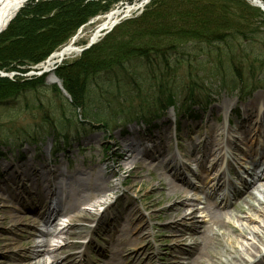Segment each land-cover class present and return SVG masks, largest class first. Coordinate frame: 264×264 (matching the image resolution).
Segmentation results:
<instances>
[{"label":"rangeland","instance_id":"rangeland-1","mask_svg":"<svg viewBox=\"0 0 264 264\" xmlns=\"http://www.w3.org/2000/svg\"><path fill=\"white\" fill-rule=\"evenodd\" d=\"M68 1L73 5L81 3V7L59 9ZM25 7L23 20L9 26L0 36V65L10 64L21 52L9 50L8 42L14 40L21 25L28 24L33 15L40 10L48 12L54 24L50 25L53 30L49 33L46 29L38 36L29 34L35 38L31 41L15 42L13 45L22 46L24 52L32 50L21 58L16 69L14 65L8 66V70L0 69L10 74L9 77L0 75V172L4 174L0 181V263L20 264L22 261L16 254L24 257L34 243L29 238V229L24 228L28 221L24 220L23 227L18 233L14 232L15 224L8 214L11 195L2 190L3 186L14 185L20 179L15 178L18 176L16 167L26 161L31 165L36 162L43 171L50 162L56 164L63 173L68 171L66 179L71 178V174L83 177L84 173L78 172V168L86 175L92 167L108 166L110 171V165L116 161L109 187L101 193L102 200L110 205L115 198L119 199L118 207L112 210L114 204L108 209L116 212L129 203L139 207L143 212L139 213L142 220L139 232L145 236L142 247L150 240L156 243L159 262L163 258L165 262L172 261L178 251L194 252V239L200 238L204 228L193 230L189 221L180 222L194 210L193 206L181 207L182 200L178 196H169V187L163 189L161 184L166 180H162L155 167L146 174L153 164L151 159H145L144 168L127 164L130 152L125 135L133 125L143 131L152 128L148 122L153 119L155 125H163V118L155 114L162 112L160 105H156L159 101L161 107L169 109L163 114L168 120L166 125L170 124L166 127L169 154H175L179 163L184 164L190 163L196 152L190 154V145H198L209 127L219 130L229 127L228 116L242 121L246 103L258 95L264 98V13L246 0H152L145 5L142 0H30ZM127 7L133 10L127 16L122 15L124 18L117 26L87 48L103 18L117 9L126 11ZM180 41L183 46L178 48L152 52L149 56L142 52L145 43ZM73 42L81 49L80 54L67 57L52 72H44L42 66L51 55ZM49 45L51 50L46 49ZM129 49L131 53L125 55H130V59L124 58L122 53ZM115 55H119L122 62L100 71L106 67L101 66L102 63ZM233 59L235 66L231 63ZM89 61L101 67L93 68L87 65ZM80 65H87L80 75L83 81L90 79L88 83L73 74ZM51 75L59 79L62 88L49 81ZM194 100L198 104L191 106ZM150 104L154 106L148 108ZM218 106L223 109L216 114L212 109ZM260 109L263 108L258 106L253 117L263 112L260 113ZM189 118L196 119L187 128ZM175 119L182 122L178 134H173ZM238 127L237 123L229 128ZM161 137L155 141H167L163 133ZM119 148L124 151V160L117 156ZM263 190L256 192L262 201ZM84 194L97 195L86 185ZM105 207L92 209L91 213H99ZM176 208L185 211L176 212ZM258 209L254 212L256 216H249V205L245 203L229 209L226 220L239 231L223 227L215 228L212 234L219 237L218 243L225 253L239 252L238 259L216 257V245L212 249L208 244L204 253L210 252L202 262L227 264L234 260L238 264H252L264 256V245L257 242L258 234L264 232V206ZM195 215L198 221L206 223L203 226L210 227L208 220L201 218L200 210L195 211ZM17 216L27 217L22 213ZM88 216L93 219L89 212ZM239 216L243 217L239 219ZM75 224L79 227L73 230L70 240L88 231L83 221L76 219ZM134 225L136 229L139 227L137 218ZM101 231L99 227L95 232ZM251 244L258 246L254 254L247 251ZM181 256L178 254V264L184 262Z\"/></svg>","mask_w":264,"mask_h":264},{"label":"bare ground","instance_id":"bare-ground-1","mask_svg":"<svg viewBox=\"0 0 264 264\" xmlns=\"http://www.w3.org/2000/svg\"><path fill=\"white\" fill-rule=\"evenodd\" d=\"M28 1L29 0H0V34L2 31H5L8 28L10 22L13 20V18L15 17L17 12L20 10L22 5H25ZM148 1L150 0H144V2H148ZM247 1H250L251 3H254L264 9V0H247ZM132 10L133 8L127 7L126 11L125 9L124 10L117 9V10L110 12L106 17L103 18L104 19L103 22L93 33L91 40L93 41L99 40L103 36V32L110 30L113 27V25L118 22V20L120 19L122 15L124 14L127 15ZM80 52H81V49L76 47L73 42L69 46H66L65 48H63L61 51L52 54L51 57L44 63L42 68L46 72H52V70L56 67L58 63L62 62L67 57L80 54ZM53 80L55 81L56 79L54 76L51 75L49 77V81L52 82ZM258 106H261V108H263V109H260V113L262 111L264 112V98L261 95L254 97L252 100H250L249 103H246V105L244 106L245 107L244 108L245 117L243 116L244 119L240 122L238 131L231 132V129L226 128V127L220 130L209 127L210 129L208 128L209 132L206 138L201 140V143L196 146V150H199V151L202 150V152L204 153L203 160H200L198 162V165L200 164L202 167L203 166L205 167L207 161H205L204 159L206 158V155L209 152V149L211 150V147L212 148L213 146L218 147L220 145L218 144L217 137L221 136L223 133H227V136L232 138L230 140V143L232 145H235L237 150L239 149L238 141L247 145L248 147L253 145L256 142V136L261 135L259 127L257 125L259 124V122L257 120L260 118L262 121H264L263 112L259 116L253 117L254 112L258 108ZM222 109L223 108L218 106L212 109V111H215L217 114V111L221 112ZM162 118L161 119H162L163 125L158 124V127L152 129L148 138L147 137L143 138V135H144L143 130L139 129L138 125H133L129 128L128 133L126 135V139H127V142L129 143V146L133 149L132 151L134 152L136 156L132 158L133 156L132 155L128 159L130 160L127 163L128 165L130 164L132 166V165L138 164L140 168H144L143 163H145L144 162L145 159L156 160L158 159L159 156H162L165 154L166 156L168 155L167 154L169 152L168 143L167 142L158 143L157 141H155V139L157 140L160 138V134L165 132L166 127H167L166 123L168 122V120L165 119L166 118L165 116H162ZM152 124L155 125L154 123ZM219 131H222V132H219ZM92 138L93 137H90V139ZM139 140L141 142L138 144L137 142ZM136 146H138V148L135 149ZM261 148L264 153V144L262 145ZM219 151L220 150L217 149L215 154H213L214 161L219 159L218 157L215 156ZM123 155H124V151H122L121 148H119L117 151V156L123 157ZM123 160H124V157H123ZM172 162H173L172 158L164 162L163 163L164 168L171 167L173 164ZM115 163L117 162L114 161V164L110 165V167H112L110 171L108 170L109 169L108 166L106 168L99 166L97 167V169H94V173L91 174L87 179L76 177V182L78 183L79 186L82 187L83 185H87L93 188L96 191V193L100 194L102 193L104 189L108 188L109 178L114 173L115 166H117L115 165ZM249 164L251 166L250 168L251 172L248 174V176L250 177L251 181L243 182L244 190L238 193V197L240 199L244 198L242 203L249 205V213H248L249 216H256L254 212L257 210L259 211L258 208L260 206H264V201L260 200L257 197L256 193H254V191L261 192L262 189H264L263 187L264 186V159L261 158V160H258L255 158V159L250 160ZM21 165L22 164H20V166ZM27 165H29L28 161L26 162V166ZM153 167H157L155 169H161L159 163L156 162V163L151 164L150 167L147 168L148 171H146V174H149L153 170ZM215 168H216V165H214V168H212L211 173L206 171L207 174L203 178H201V181L203 182L205 187H208L209 184H213L214 187H219L223 183L231 182V178L227 177V175L223 172H219V174L215 173L214 175V172L216 171ZM78 170L81 171V169H78ZM39 172L41 174L40 170ZM173 173H174V169L172 168V172L170 174L174 177V178L172 177L174 180L173 182L172 181H169V182L162 181L161 184H162L163 189H166L169 187V190L171 191L169 196H175V197L178 196L177 198H180V201L182 200L179 203L181 207L193 206L194 205L193 202L195 200L193 196L196 195L195 186L193 187L189 183L184 182L185 175L181 174L180 172L176 171V173L174 174ZM234 175L240 176L237 170H234ZM58 176L59 175L55 176L52 179V181H50L51 179L49 176L44 177L43 175L38 177L40 178L39 181L33 179V177H31V179L26 181L31 184V187L39 186L38 182L42 181L43 185L40 184V186L37 189L43 188V186L45 185L44 183L49 182L48 189H43L42 192L47 191L51 193V195L54 197L56 201V206L52 210V213L50 216H47V214L42 211V208L38 210V212L40 214L39 219L40 220L45 219V221L52 226L57 225L54 223V219L58 217L57 215H60L61 213L64 214V213L76 211L81 207L83 203L89 202V200L86 201V197L81 194L82 190H79L78 187L73 186V185L66 184L64 186L63 182L61 183L59 182V180L57 181ZM162 180H165V179H162ZM174 181H179L182 184V186ZM51 184H53L54 186L52 187ZM8 188L9 187L3 186L2 190L4 189L6 190ZM190 193H193V195L189 196ZM205 198H206L205 207L208 210L209 214L211 215L212 223H214L218 227L217 229L219 230V229H222L223 227H227L231 229V231L238 232L239 229L233 227L229 222H227L226 220L227 218L224 216V212L220 209L221 205L217 204V206H214L212 201L209 202L207 199L210 198L211 200L213 197L208 193L205 194ZM18 199H20L21 201V197H19ZM198 200H200L199 197H198ZM17 201L19 202V200ZM256 203L258 205H256ZM221 204L227 205V203H223V202ZM4 205H7V204H4ZM42 207H45V204H43ZM19 209H20V205H16L15 203L12 204V206L8 209L9 217L13 219L14 224H15L13 227L15 233H18V231L23 227V223H24L23 218L21 219L19 218V216H17L20 212ZM126 209L127 211H126L125 218L121 217L123 213L119 215H115L113 217H106L104 215L98 218L97 224L107 222L109 224L108 225L109 227H114L115 225H118L119 226L118 230L120 232L127 231L131 235H134V233L136 232L137 235L136 236L134 235L135 239L139 240L140 241L139 243H141L145 240V237L141 233H139V229L141 228V224H142V220L139 217L140 215L139 213H141L142 211L139 209V207H135L134 205H130ZM175 211L183 212L185 211V209L176 208ZM195 211L196 210L194 208V210L189 215H186L185 217L180 219V222L184 224L186 223V221H189L193 230H196L201 227V225L199 224V221L196 218ZM241 217L243 216H239V219ZM81 218L85 222H91V223L93 222L92 220L88 219V216L86 214L83 215ZM136 218L138 219V222H139V227L137 229L132 227V224ZM74 221L75 219L73 218L70 221V223L71 222L74 223ZM71 227H72V223H71V226L68 225V226H64L63 228H61V232L64 231V229L66 228L70 229ZM39 234L43 238L41 241L42 244H34V246H32V248L29 249L24 256L26 260L22 261L20 264H42L40 258H42L46 253V247L48 245V240L46 239L47 233L41 232ZM212 236L213 235H210V233L209 235H207L206 233L205 237H203L204 240L203 238L196 237L194 239V243L192 247L194 246L201 247L204 243L207 244L211 242L210 244H211L212 249L215 248V245H216V250L214 252L216 254V257L218 256L220 257L224 255V256H228L229 258L231 257L234 259L235 258L238 259L239 254H240L239 252L238 253L236 252L225 253L226 251L224 247L220 243H218L219 237L217 235H214L213 237ZM258 237L259 239L257 240V242L260 243L261 245H264V232L260 235L258 234ZM7 246L9 247L10 244H7ZM247 247H246L247 251L248 252L250 251L252 252L251 254H254V251H257L258 246L257 244H251V245H248ZM209 252L210 251H207V253L206 252L203 253L200 257L191 260L190 263L188 264H204L202 260L206 257V254H208ZM16 255L19 256L20 253H17ZM37 259L39 260L38 263H37ZM239 259L240 261H242L241 258ZM200 260L201 262H199ZM263 262H264V257H262L261 260L254 262L253 264H263ZM57 263H59V260H57L56 264ZM43 264H46V263H43ZM207 264H210V263H207ZM227 264H238V262L231 260Z\"/></svg>","mask_w":264,"mask_h":264},{"label":"trees","instance_id":"trees-1","mask_svg":"<svg viewBox=\"0 0 264 264\" xmlns=\"http://www.w3.org/2000/svg\"><path fill=\"white\" fill-rule=\"evenodd\" d=\"M45 4V3H44ZM73 4H72V2H67V3H65L63 6H60L59 7V9H71V8H77V7H81V3L79 4L78 2L76 3V4H74L73 6H72ZM26 8V7H25ZM23 9L19 14H18V16L16 17V19L11 23V25H10V27L11 26H13V25H15V24H17V23H20L22 20H23V18H24V12H25V10L26 9ZM42 10H40L37 14H35V15H33L28 21H27V23L28 24H26V25H21L22 26V28H21V30L15 35V37H13L14 38V40L13 41H10V42H8V43H10L9 44V50H12V51H15V50H19V52L20 53H18L16 56H14L13 57V60H11V62H10V64L8 63V64H3V65H0V69L2 70V69H5V70H8V69H6L8 66H12V65H14V69H16V66L18 65V64H20V60H21V58H23V57H25V54L27 53V52H30L31 50H27L26 52H24V49L22 50V46H20V45H13L15 42L16 43H18L20 40H25V39H27V41H31V40H33V39H35V38H33V37H29V34H31V33H35V36H38L39 34H42V33H45L46 32V29L48 30L47 31V33H49V32H51L52 30H53V28L52 27H50V25L51 24H54L53 22H52V20L54 19V18H51L52 16H50V14H48V12H41ZM52 19V20H51ZM48 25H49V27H48ZM40 28H42L41 29V31H39L40 30ZM52 28V29H51ZM45 30V31H44ZM37 32V33H36ZM31 38V39H30ZM17 40V41H16ZM151 42L153 41V40H150ZM7 42H6V44H8ZM182 43L183 42H174V43H172V42H170V43H162V42H153V43H151V45L149 44V43H145L144 45V48L142 49V52L145 54V55H148L149 56V54L150 53H152V52H157V51H163V50H165V49H168V50H171V49H174V48H178V47H181V46H183L182 45ZM11 45V46H10ZM14 47V48H13ZM48 47V46H47ZM128 47H130V46H128ZM47 50H49L50 49V45H49V47L48 48H46ZM47 50H45V51H47ZM51 50V49H50ZM45 51H43V53L45 52ZM33 52H34V49H33ZM32 52V53H33ZM35 52H37V50L35 51ZM42 52V51H41ZM129 54V53H131V49H129L128 51H126V52H123L122 53V55L124 56V58H127V59H130V55L129 56H126L125 54ZM34 55H36V53H34ZM38 55H40V53L38 54ZM20 56V57H19ZM40 56H43V54L42 55H40ZM39 56V57H40ZM148 56H146V57H148ZM119 57V55H115V56H113V58H110L111 60H109L108 62H106V63H102V65L101 66H106L105 68H103V69H101L100 71H103V70H106L107 68H112L113 66H115L116 64H118L119 62H122L121 61V59H119L118 58ZM34 58H37V57H34ZM148 59L150 60V57H148ZM149 60L147 61V62H149ZM30 62H34V61H30ZM235 60L233 59V60H231V63H232V65L233 66H235ZM29 64H31V63H29ZM91 65L93 68H95V67H101V66H97V65H92V64H90V61L87 63V65ZM261 65L263 64V63H260ZM81 65H82V63H81ZM80 65V67L78 66V68L75 70V72L73 73L74 75H75V78L77 77V74H78V77H79V80H81V81H83V79H84V77L82 76V75H80V74H82V72H80V71H83V70H85V67L87 66H81ZM148 65H150V63H148ZM264 67V66H263ZM79 69V70H78ZM263 75H264V73H263ZM64 78H66V76L64 77ZM1 81H3V79L1 80ZM84 81H86L87 83L89 82V81H91L90 79H86V80H84ZM83 81V82H84ZM4 82V81H3ZM67 89V88H66ZM67 90H69V89H67ZM70 91V90H69ZM72 93V92H71ZM77 93H76V91H74V96H76V98H78L77 97V95H76ZM93 110V109H92Z\"/></svg>","mask_w":264,"mask_h":264},{"label":"water","instance_id":"water-1","mask_svg":"<svg viewBox=\"0 0 264 264\" xmlns=\"http://www.w3.org/2000/svg\"><path fill=\"white\" fill-rule=\"evenodd\" d=\"M93 43H94V41L92 40L91 43H90V45H92Z\"/></svg>","mask_w":264,"mask_h":264}]
</instances>
